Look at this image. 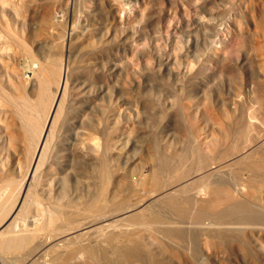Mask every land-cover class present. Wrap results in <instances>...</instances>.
<instances>
[{
  "label": "rangeland",
  "instance_id": "1",
  "mask_svg": "<svg viewBox=\"0 0 264 264\" xmlns=\"http://www.w3.org/2000/svg\"><path fill=\"white\" fill-rule=\"evenodd\" d=\"M263 134L264 0H0V229L42 217L2 228L0 264H63L56 237L95 201L177 187L145 208L177 218L207 168L263 161ZM149 230V264H264L211 230Z\"/></svg>",
  "mask_w": 264,
  "mask_h": 264
},
{
  "label": "bare ground",
  "instance_id": "2",
  "mask_svg": "<svg viewBox=\"0 0 264 264\" xmlns=\"http://www.w3.org/2000/svg\"><path fill=\"white\" fill-rule=\"evenodd\" d=\"M60 90L61 85H58L54 113L59 104ZM10 134L14 139L19 135ZM41 138L34 167L40 163L47 132ZM260 145H264V134L253 148ZM228 170L227 164L207 168L208 180L205 184L183 189L178 199L166 202L177 216L170 220L158 213L148 214L145 208L181 191V188L152 192L128 203L103 206L100 201L93 202L75 212L68 220L67 231L56 237L52 245L56 258L63 264H149L147 240L152 237L151 227L168 236L178 235L182 228L190 232L193 230V240L198 237L197 233L211 230L229 240L233 249L240 251L244 257L264 256V159L257 164L248 163L231 176ZM19 211V208L15 209L2 228L12 226L13 230H17L22 225H29L36 230L35 226L39 225L42 217L34 214L23 220L17 219ZM46 240L40 237L31 251L36 257L43 258L44 250L51 248ZM24 241L26 238L18 242L7 239L3 245L9 248Z\"/></svg>",
  "mask_w": 264,
  "mask_h": 264
}]
</instances>
